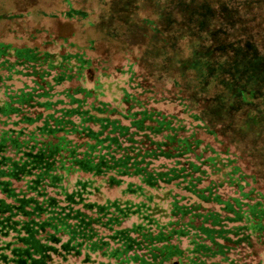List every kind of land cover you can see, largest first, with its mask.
Instances as JSON below:
<instances>
[{
  "label": "trees",
  "instance_id": "16d2710c",
  "mask_svg": "<svg viewBox=\"0 0 264 264\" xmlns=\"http://www.w3.org/2000/svg\"><path fill=\"white\" fill-rule=\"evenodd\" d=\"M162 1L156 20L201 41L189 88L133 72L113 105L71 86L93 71L83 55L0 44V264H263L264 196L201 100L217 75L261 78L243 58H264V0H184L169 17Z\"/></svg>",
  "mask_w": 264,
  "mask_h": 264
},
{
  "label": "rangeland",
  "instance_id": "374dc122",
  "mask_svg": "<svg viewBox=\"0 0 264 264\" xmlns=\"http://www.w3.org/2000/svg\"><path fill=\"white\" fill-rule=\"evenodd\" d=\"M158 2L0 0V44L9 45L14 50L31 48L40 55H83L92 61L93 71L88 73L84 82L73 81L71 86L94 88L99 85L104 92L101 99L113 105L120 104L124 88L129 90L133 72L157 82L161 90L189 88L190 80L184 72L187 71L186 63L201 41L198 35L190 36V30L185 32V25L177 28L156 20L160 8ZM162 2L161 11L169 17L174 10L177 12L174 5L178 4L180 8L184 0ZM252 12L259 17L257 28H263L260 7L256 6ZM145 18L155 21L149 23ZM159 28L162 31L156 36L153 30ZM263 43L264 40L259 45ZM210 44H214L213 40ZM220 44L221 40L218 47ZM232 47L235 51L250 50L241 44ZM250 56L248 53L243 59L248 60L254 72L261 69L262 78L264 58ZM228 57H232L231 54L223 59ZM217 77L203 87L205 93L201 106L214 121L211 127L230 144L239 163L251 176L253 186L264 196V81L247 71L239 72L233 82L226 75ZM175 80H179V86L174 84ZM243 89L253 92V102L242 103L240 91ZM105 196L115 198L119 196V190L107 191ZM262 260L264 264V257Z\"/></svg>",
  "mask_w": 264,
  "mask_h": 264
}]
</instances>
